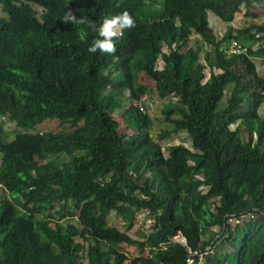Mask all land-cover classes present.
Masks as SVG:
<instances>
[{
	"label": "trees",
	"instance_id": "obj_1",
	"mask_svg": "<svg viewBox=\"0 0 264 264\" xmlns=\"http://www.w3.org/2000/svg\"><path fill=\"white\" fill-rule=\"evenodd\" d=\"M255 2L264 11V0H0V264H264V77L251 57L264 46L226 51L237 36L264 40V22L218 39L208 17L231 22ZM125 11L134 27L115 51L88 52L102 39L89 24ZM152 91L177 107L159 138L185 131L192 148L152 135ZM50 117L85 130H16ZM113 210L127 229L146 211L152 231L132 237ZM132 245L148 254L129 256Z\"/></svg>",
	"mask_w": 264,
	"mask_h": 264
},
{
	"label": "rangeland",
	"instance_id": "obj_2",
	"mask_svg": "<svg viewBox=\"0 0 264 264\" xmlns=\"http://www.w3.org/2000/svg\"><path fill=\"white\" fill-rule=\"evenodd\" d=\"M256 5H253V13L251 15H246L245 13L247 12V9L244 8L242 12L238 13L236 18L231 21V22H226L222 20L219 16H217L213 12H209V21L211 23V27L213 28L214 32L217 35L218 39H222L225 32L227 31L229 26H233L236 29H242L245 27L250 26L252 23H258L261 24L264 22V11L261 9L259 10V2H255ZM0 12H1V7H0ZM121 32V30H120ZM237 33L234 31V35ZM237 40L243 45V43L240 41H244V47L245 46H251L255 51H258V49L262 46H264V40L263 39H257L256 41H249L245 40L244 37L237 36ZM120 38V37H119ZM116 40V38H113ZM235 39V38H233ZM233 39L226 40L229 44L230 41ZM118 41V40H116ZM226 42V45L229 46V44ZM247 50V48H246ZM203 55V54H202ZM260 72V74L264 77V54H254L251 56ZM146 103V111L152 116L154 122L153 126L151 127V133L154 137L158 138L161 140V143L164 146L167 145H172V144H179V143H184L185 145L189 146L192 148V142L191 140L187 137V133L185 131H181L179 133H176L172 135L168 139H162L159 138V134H161L162 129H167L171 127L170 123L164 122L162 119H164L165 114H164V108H166L168 105H172L174 108H177L174 103H172V100L170 97L161 99L158 97L157 93L152 91V93H149L146 97L145 100ZM120 110H116L115 112H112V115L114 116L115 119L120 120ZM261 114L264 116V104L261 107ZM173 118H178L180 117L178 112H175L172 115ZM4 117H0V121H4ZM7 129H13L15 127L14 123L10 122L9 120L6 121V126ZM18 132H25V131H30L33 133L37 132H44V133H61V132H70V131H81L85 130V127L77 123L75 121H68V120H61L58 117H50L46 119L45 121L32 126L29 129H19L17 128ZM11 131V130H10ZM245 134L248 135V130L245 128ZM167 152V151H166ZM211 200H214V198H204L198 200V202L204 206L208 204ZM109 223L111 225H114L121 229L122 231H127L132 237L136 239H141L145 234L149 233L152 231V224L153 220L148 215V213L144 210H141L136 217L135 223L133 227L130 229L126 228L125 221L124 219L119 216L116 211H111L109 215ZM218 230V228H215ZM174 240L178 241H184V237L181 234H178L177 236L174 237ZM108 244H104V248L106 249ZM129 256L134 257V256H140V255H147L148 251L147 250H139L136 245L132 246H125L123 249ZM24 259H20L17 264H23L26 263ZM29 260L27 261V263ZM189 264H195L193 260L189 261Z\"/></svg>",
	"mask_w": 264,
	"mask_h": 264
},
{
	"label": "clouds",
	"instance_id": "obj_3",
	"mask_svg": "<svg viewBox=\"0 0 264 264\" xmlns=\"http://www.w3.org/2000/svg\"><path fill=\"white\" fill-rule=\"evenodd\" d=\"M67 20H74L75 23H87L83 18L75 19L70 13L67 15ZM89 27L96 31L102 39L94 40L88 47V52L96 53L97 50H99L101 53L111 54L115 51L116 40H118L121 35L120 30L134 27V21L128 12L125 11L111 18H105L99 27L91 23ZM113 38H116V40Z\"/></svg>",
	"mask_w": 264,
	"mask_h": 264
},
{
	"label": "built area",
	"instance_id": "obj_4",
	"mask_svg": "<svg viewBox=\"0 0 264 264\" xmlns=\"http://www.w3.org/2000/svg\"><path fill=\"white\" fill-rule=\"evenodd\" d=\"M228 53L231 52H242V51H246V47H244L237 39H233L230 42V45L228 47V49L226 50Z\"/></svg>",
	"mask_w": 264,
	"mask_h": 264
},
{
	"label": "crops",
	"instance_id": "obj_5",
	"mask_svg": "<svg viewBox=\"0 0 264 264\" xmlns=\"http://www.w3.org/2000/svg\"><path fill=\"white\" fill-rule=\"evenodd\" d=\"M216 34V33H215Z\"/></svg>",
	"mask_w": 264,
	"mask_h": 264
}]
</instances>
